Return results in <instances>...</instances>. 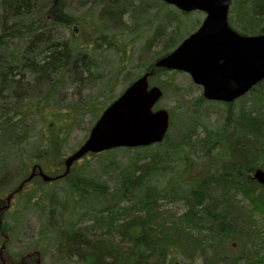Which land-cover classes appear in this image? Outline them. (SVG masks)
Wrapping results in <instances>:
<instances>
[{
	"label": "trees",
	"instance_id": "obj_1",
	"mask_svg": "<svg viewBox=\"0 0 264 264\" xmlns=\"http://www.w3.org/2000/svg\"><path fill=\"white\" fill-rule=\"evenodd\" d=\"M150 3L158 7L154 18L159 22L138 54V63L146 65L135 69L139 74L152 71V78L167 73L153 65L185 37L178 33L179 20L171 12L160 14V6H166L161 1L0 0L1 194L16 187L10 186L15 177H28L21 173L31 167L30 173L38 161L48 162L51 171L62 169L65 134L58 139L54 115L47 116L46 110L61 105L55 97L62 90L84 80L87 84L84 73L97 68L102 51L115 53L121 35L129 33L135 40L142 35L135 24ZM233 4L235 17L228 21L233 30L243 36L264 34V0ZM171 22L175 30L164 35L165 24ZM91 43L95 50L89 55ZM155 46L160 50L147 60ZM171 93L170 98L183 97L177 89ZM182 101L174 107L176 113L169 110L174 137L169 130L160 144L91 155L98 159L95 165L82 159L62 183L57 181L60 192L42 183L30 191L24 188L2 214L0 255L9 238L33 218L38 230L35 236L27 234L20 257L27 251L43 259L54 247L53 264L73 258L78 264H252L244 253L230 257L226 245L245 237L236 222L239 217L249 215V230L254 226L251 214H264V189L250 179L254 170L264 171V80L232 103L207 102L201 96L191 104L180 105ZM41 104L45 115L39 112ZM205 104L224 108L216 130L203 120L208 117ZM36 121L47 129L34 133ZM198 128L203 137L196 136ZM47 131L56 147L52 161H45ZM222 148L228 154L219 158ZM214 149L218 152L213 155ZM190 152L198 160L209 158L205 166L198 164L203 171L198 177L189 173ZM168 202H182L187 210L175 219ZM87 218L90 225L82 227ZM34 258L26 264H33Z\"/></svg>",
	"mask_w": 264,
	"mask_h": 264
},
{
	"label": "rangeland",
	"instance_id": "obj_2",
	"mask_svg": "<svg viewBox=\"0 0 264 264\" xmlns=\"http://www.w3.org/2000/svg\"><path fill=\"white\" fill-rule=\"evenodd\" d=\"M138 1H147V0H135L136 3ZM234 1L232 0L230 9H229V18L233 19L235 17V13L233 11L234 9ZM146 4V3H145ZM90 4L88 3L85 8H89ZM145 7V6H144ZM145 13L143 14V18L141 21L137 22L135 24L136 29H138L139 32L142 33V35L135 40V38L132 35H129V33H126L125 35H121L122 38H118V49L114 52L112 51H102L100 55L98 56L97 62V68L91 69L89 72L84 73V79L89 78L87 81V84H84L86 81H82L80 85H74L70 86L69 88H66L60 92L58 96H56V100L60 101L61 105L54 107H50L55 114L51 110H46L45 114L47 116L54 115V124L55 129L58 130V139H60L61 136H64L63 144L61 147L62 156L66 158L69 155L72 154L73 151L77 149V147L83 143V141L86 139L88 132L94 123V121L97 119V117L100 115L101 110L107 106L108 102L114 100L127 86L128 83L133 81L136 78V75L139 74L138 70L135 68H138V65L141 66L146 65L145 62H139L138 63V54L142 48V46L146 43V40L155 32L153 30L156 29V23L159 21H155V14L158 11V7L152 6L151 3L147 7H145ZM161 12L160 14L162 16H165V13L171 12L172 16L179 20L178 24V33L182 37L176 41L175 48L184 40L188 35L192 34L198 26L201 24V22L204 19V15L199 12H194L185 15H180L181 13L170 6H160ZM170 13V14H171ZM96 16V15H95ZM159 17L160 18L162 17ZM149 18V19H148ZM128 20V19H127ZM126 20V21H127ZM129 24L132 25V22H129ZM156 24V25H155ZM165 30L164 35L172 34V32L175 30L176 25L175 23H168L165 24ZM68 32H64V35L67 36ZM140 33V34H141ZM92 37H94V34H90ZM125 44V47L123 46ZM124 49V51L121 52V49ZM160 50V46H155L152 50V53L150 57L147 60H151L152 57L156 52ZM174 50V49H173ZM93 54V53H91ZM126 59V60H125ZM138 64V65H137ZM150 85L159 86L163 89L166 93V97L164 96L155 106V109H163L166 111H173L176 113L177 111L174 110L175 106H178L179 102L184 100L187 104H191L194 98L201 96V89L197 86H194L191 83V80L186 74L183 73H172L167 72L166 74H160L157 76L155 74L152 78L149 80ZM105 83H109L106 85ZM166 88V89H165ZM177 89L178 91L182 92L183 97H176L170 98L172 96V91H175ZM55 100V99H54ZM55 100V101H56ZM184 101L181 102L180 105H184ZM109 102V103H110ZM178 104V105H177ZM92 105V106H91ZM91 107H94L91 109ZM44 108L42 107V104L40 105L39 112L41 115V111ZM96 109V110H95ZM204 109H207L208 112H206V115L208 116L206 119H203L207 126L209 128L216 130V128L220 125L219 121V114L224 109L222 106L215 105V104H205ZM204 109L201 111V113H204ZM206 110V111H207ZM177 123V120L175 121ZM69 129L67 127L69 126ZM178 124V123H177ZM175 126L169 127V130L172 133V137H174L175 132ZM46 130V126L43 125L41 121H36L34 124V133L41 132L42 130ZM67 131V132H66ZM66 132V133H65ZM46 132L47 141L49 143L46 144V148L48 151L49 157L46 158L45 161H52L53 158L56 159V147L54 140L50 137L49 134ZM170 133V132H169ZM197 137H203V130L202 128H198L196 131ZM218 149H214L213 155L217 154ZM228 154L227 149L222 148L219 153V158H223ZM120 157L123 155L119 154ZM188 160L191 163L192 166L189 169V173L194 176H199L203 171L200 169L198 164H203L204 166L208 164L209 158H203L202 160L195 159L192 152L188 155ZM97 157H94V159L91 156H88L84 158V161H91V163L94 161L97 163L98 159ZM42 161H38L36 166L42 168L43 171L50 172L52 169V166L48 162L40 163ZM81 163V162H80ZM79 163V164H80ZM51 168V169H50ZM177 169H183L180 166L176 167ZM31 170V167L27 172H19L21 174H29V171ZM188 178L190 176H187ZM20 176L15 177L11 183L10 186H12L13 190L17 188L19 185L18 183L23 180V177L19 179ZM37 179L33 180L31 184L26 185L25 191H30L31 188L35 186L37 183ZM59 183H56L52 186H46L47 190L50 191H56L60 192V185ZM161 184V183H160ZM11 191V190H10ZM10 191H5L4 193H0V197L2 198V201H4L5 197L10 193ZM241 201V198H237ZM245 203V202H244ZM167 207L171 209L172 213L175 216V219L179 217L180 215L184 214L187 210L186 207H184L182 202H168L166 203ZM250 208V207H249ZM248 208V209H249ZM247 210V208H246ZM246 218V219H245ZM251 220L254 221L253 228H250L248 230L249 226V215L248 217H239L236 222L238 224V227H241V233L244 234V238H242L239 242H233L230 241L228 245H226V249L229 250V256L230 257H236V256H242V257H249L252 259V264H263L261 262V259L264 257V214L254 211L251 216ZM91 218L84 219L83 222H81V226H89L91 221ZM79 222V223H80ZM248 222V223H247ZM79 226V225H78ZM38 230V224L37 221L33 218H30L29 223L25 221L23 225V229L21 232L14 237V235L9 238V243L6 246V249L2 252L1 258L5 260L7 263H11V261L16 260L17 263H19V253L21 254L24 251V247L26 246V242L28 241V236H35L36 232ZM232 243H234L235 246L232 247ZM0 245V250H1ZM225 249V250H226ZM31 252H27L25 254H29ZM31 255V254H30ZM57 258L56 254L54 252V247H50L48 251L45 253V256L43 259L41 258L40 264H53ZM29 260V259H28ZM34 260V259H33ZM10 261V262H9ZM35 261V260H34ZM13 264V263H11ZM60 264V263H57ZM67 264H78L75 260V258L72 259V262H67Z\"/></svg>",
	"mask_w": 264,
	"mask_h": 264
},
{
	"label": "water",
	"instance_id": "obj_3",
	"mask_svg": "<svg viewBox=\"0 0 264 264\" xmlns=\"http://www.w3.org/2000/svg\"><path fill=\"white\" fill-rule=\"evenodd\" d=\"M183 13L199 11L205 18L198 30L184 39L155 68L187 74L210 102L232 103L264 80V34L241 36L227 24L231 0H160ZM145 73L132 82L99 116L85 142L65 160V173L87 154L117 148H142L163 141L169 126L167 111H153L162 96L148 85ZM44 181L55 180L39 172ZM62 177V176H61ZM251 179L264 188V171ZM21 188V187H20Z\"/></svg>",
	"mask_w": 264,
	"mask_h": 264
},
{
	"label": "flooded vegetation",
	"instance_id": "obj_4",
	"mask_svg": "<svg viewBox=\"0 0 264 264\" xmlns=\"http://www.w3.org/2000/svg\"><path fill=\"white\" fill-rule=\"evenodd\" d=\"M88 53H89V55L92 53V52H94V50H95V45L93 44V43H91V44H89L88 45ZM89 62V61H88ZM15 197V196H14ZM15 198L13 199V197H12V199H11V201L9 202V203H7V204H5V203H3L1 200H0V220H1V217H2V213H3V211H5L6 210V208H7V206H9L8 208H7V210L10 208V206H12L13 205V203H15ZM15 263V262H14ZM19 264H25V262L23 261H21V262H19ZM35 264H37V261H36V263Z\"/></svg>",
	"mask_w": 264,
	"mask_h": 264
},
{
	"label": "bare ground",
	"instance_id": "obj_5",
	"mask_svg": "<svg viewBox=\"0 0 264 264\" xmlns=\"http://www.w3.org/2000/svg\"><path fill=\"white\" fill-rule=\"evenodd\" d=\"M154 65H155V63H154ZM153 65V66H154ZM154 68H155V66H154ZM145 73H147V72H142L141 74H139V76H137V78H139V77H141L142 75H144ZM82 77H83V75H82ZM263 171V170H262Z\"/></svg>",
	"mask_w": 264,
	"mask_h": 264
}]
</instances>
